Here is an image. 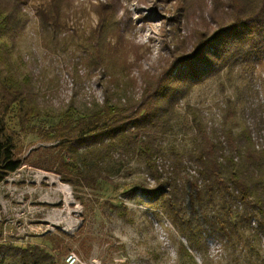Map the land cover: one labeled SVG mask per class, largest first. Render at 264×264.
Instances as JSON below:
<instances>
[{
	"label": "rangeland",
	"instance_id": "374dc122",
	"mask_svg": "<svg viewBox=\"0 0 264 264\" xmlns=\"http://www.w3.org/2000/svg\"><path fill=\"white\" fill-rule=\"evenodd\" d=\"M50 1H15L16 11L10 16L18 26L0 27V117L7 122L15 155L22 162L0 184V246L38 244L58 264H183L187 258L178 254L177 242L187 241L137 187L144 164L135 158L111 181L95 185L66 182L63 176L77 175L69 169L81 160L77 152L91 146L54 132L58 117L19 118L7 80L20 82L26 91L27 78L38 90L32 99L41 113L47 107L55 115L74 97L81 104L92 97L103 99L102 79L109 78L106 64L118 65L125 56L136 79L128 94L140 95L142 73L163 74L177 54L195 52L201 33L226 24L221 0H60L61 9L53 12L59 14L58 25L48 28V34L38 10ZM10 2L0 0L2 10L12 6ZM110 25L113 29L106 33ZM246 85L247 108L239 122L243 119L253 129L263 113L254 109L264 97V56L243 63V69L239 66L230 76L206 82L189 98L204 111L222 109L223 115L227 99ZM257 133L263 136L264 127ZM204 234L212 264H238L236 243L223 251L216 239H209L215 237ZM189 251L205 264L196 250ZM246 259L243 255L242 262ZM12 263L9 259L4 264Z\"/></svg>",
	"mask_w": 264,
	"mask_h": 264
},
{
	"label": "trees",
	"instance_id": "16d2710c",
	"mask_svg": "<svg viewBox=\"0 0 264 264\" xmlns=\"http://www.w3.org/2000/svg\"><path fill=\"white\" fill-rule=\"evenodd\" d=\"M11 1L12 6L0 7V27L9 30L18 26V20L10 16L16 11L13 3L22 0ZM220 5L226 24L201 33L195 52L177 54L162 69L163 74L142 73L140 95L128 94L127 88L136 79L125 56L118 65L106 64L109 78L102 79L103 99L92 97L81 104L74 97L55 115L47 107L41 113L32 99L38 90L27 78L26 91L13 78L7 80L8 89L19 118L58 117L54 132L91 146L84 153L77 152L81 160L69 168L77 175L63 176L66 182L95 185L99 180L111 181L115 173L139 159L145 170L137 187L187 241L188 246L177 242V252L187 258L183 264H199L189 248L196 250L205 264H212L208 240H202L204 232L215 237L209 239H216L223 251L236 243V263L264 264V135L257 133L264 127V97L254 109L263 112V118L261 114L255 120L253 129L245 120L239 122L247 108L244 91L248 84L231 96L234 100L227 99L223 115L222 109L218 113L204 111L189 98L206 82L230 76L239 66L243 69V63L264 56V0H221ZM61 7L60 0H51L38 10L44 33L57 27L59 14L53 12L58 13ZM105 29L108 33L113 26ZM21 164L7 122L0 117V184ZM9 259L12 264H58L50 251L38 244L26 248L1 245L0 264Z\"/></svg>",
	"mask_w": 264,
	"mask_h": 264
},
{
	"label": "built area",
	"instance_id": "2783aa9c",
	"mask_svg": "<svg viewBox=\"0 0 264 264\" xmlns=\"http://www.w3.org/2000/svg\"><path fill=\"white\" fill-rule=\"evenodd\" d=\"M75 261V260H74ZM74 261H72L71 263H74Z\"/></svg>",
	"mask_w": 264,
	"mask_h": 264
}]
</instances>
